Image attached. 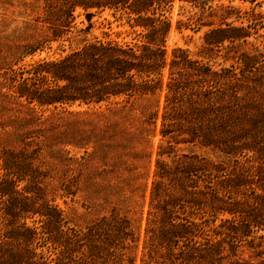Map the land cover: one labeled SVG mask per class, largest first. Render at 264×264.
<instances>
[{"label":"trees","instance_id":"trees-1","mask_svg":"<svg viewBox=\"0 0 264 264\" xmlns=\"http://www.w3.org/2000/svg\"><path fill=\"white\" fill-rule=\"evenodd\" d=\"M175 1L45 0L37 21L49 34L24 46L23 59L54 43L58 53L23 69L17 95L32 112L104 106L93 113L141 130L158 124L138 264H264L262 2L178 0L189 9L180 5L186 11L175 29H204L192 57L183 47L167 50ZM105 11L128 28L130 42L92 35L93 17ZM160 94L162 106L139 104ZM35 123V115L23 121ZM108 130L110 139H125ZM28 139L20 150L0 151V264H136L140 238L131 218L114 203L84 226L71 225ZM181 145L208 152L179 153Z\"/></svg>","mask_w":264,"mask_h":264},{"label":"rangeland","instance_id":"rangeland-1","mask_svg":"<svg viewBox=\"0 0 264 264\" xmlns=\"http://www.w3.org/2000/svg\"><path fill=\"white\" fill-rule=\"evenodd\" d=\"M258 1L262 2L260 9L264 11V0ZM180 5L189 9L175 1L171 11L173 29L166 42L167 50L170 52L173 47H183L192 57H196L201 49L204 29L198 33L189 30L179 33L174 23L186 11L181 10ZM241 6L247 8L250 4ZM44 10L45 0H0V151L20 150L23 148V135L30 137L26 140L29 142L28 149L37 152L35 163L48 175L44 180L48 192L50 196L55 194L54 204L63 211L71 225L84 226L99 218L114 203L118 204L121 212L131 218L139 232L140 240L135 250L138 264L148 190L161 139L158 124L156 128L150 126L141 130L135 121L125 123L97 117L93 112H105L104 106L92 109L74 106L68 109L72 114L51 107L34 108L32 112L31 106H26L23 98L17 95L18 90L23 89V78L26 77L23 69H28L32 61L53 52L58 53L57 44L54 43L51 51L23 59L24 46L32 45L49 34L45 25L37 21L44 16ZM82 20V16L76 19L79 27H82ZM92 22V35L99 38L103 37L104 32L120 42H130L133 38L128 34V28L119 26L122 22L117 21L109 11L96 14ZM63 44L65 48L68 47L67 42ZM221 61L216 58L211 63ZM156 101L162 106L163 94L150 101H139V104H151L153 108ZM84 111H88V114H84ZM77 112L82 114H74ZM34 115L37 123L23 125V121ZM112 127L125 139H110L111 130L108 129ZM176 149L179 153L208 152L186 145ZM133 167H137V170L129 172ZM66 190L71 194L66 195Z\"/></svg>","mask_w":264,"mask_h":264}]
</instances>
